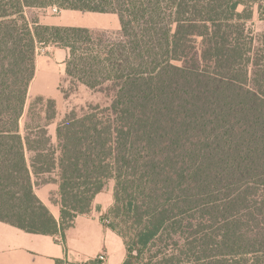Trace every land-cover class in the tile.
<instances>
[{
  "label": "trees",
  "instance_id": "obj_1",
  "mask_svg": "<svg viewBox=\"0 0 264 264\" xmlns=\"http://www.w3.org/2000/svg\"><path fill=\"white\" fill-rule=\"evenodd\" d=\"M241 5L0 0V222L64 243L113 181L104 226L121 238L123 264H264V35L247 29ZM48 7L113 14L120 30L27 16ZM49 46L67 52L72 89L111 95L108 107L68 112L55 143L53 99L36 97L20 131L36 52ZM50 182L59 224L34 192Z\"/></svg>",
  "mask_w": 264,
  "mask_h": 264
},
{
  "label": "crops",
  "instance_id": "obj_2",
  "mask_svg": "<svg viewBox=\"0 0 264 264\" xmlns=\"http://www.w3.org/2000/svg\"><path fill=\"white\" fill-rule=\"evenodd\" d=\"M241 6L238 7V12ZM49 8L51 7L31 9L30 11L36 14L41 25L50 27H79L108 31V22L114 23V18H117L113 14L83 13L70 10H60L59 14L55 16L50 14ZM80 14L83 17H80ZM58 50L65 52L66 59V51ZM46 75L48 73L43 71L37 73L36 71L30 87L34 82V86L36 89L38 88V94L52 95L53 91L48 92L49 85L47 86L45 81L50 75ZM52 86L53 84L50 85V89ZM49 135L55 143V132H49ZM52 178L56 180L55 176ZM58 190V185L55 182L34 187L37 198L59 224L61 214ZM101 194L94 198L88 214L80 215L75 219L73 226L65 233L64 243H62L59 234H30L0 222V264H74L95 259L99 254H104L106 257L103 264H123L126 257L124 244L118 235L104 226L103 216L111 206L113 197H110L109 204L103 205Z\"/></svg>",
  "mask_w": 264,
  "mask_h": 264
},
{
  "label": "rangeland",
  "instance_id": "obj_3",
  "mask_svg": "<svg viewBox=\"0 0 264 264\" xmlns=\"http://www.w3.org/2000/svg\"><path fill=\"white\" fill-rule=\"evenodd\" d=\"M242 2L244 5L241 6L239 12L241 13L244 9L247 10L246 13L248 15L246 16L248 17V20L246 21L247 29H249L252 32V34L255 37H257V39H259L260 36L264 35V0H242ZM54 8L55 7H51L48 9V11L50 12V14H54L56 16L57 14H59L60 10H57V8H55L56 11H54ZM27 16L30 19L37 18L36 14L30 10L27 12ZM80 17L83 16L81 15ZM114 19H115L114 23L111 21L108 22L109 29L107 30L113 35L114 34L116 35V33L119 32L120 26L117 18ZM256 47H259V44H256ZM65 55H66L65 52L63 51L60 52L58 49H55L54 47H50V46L42 47L37 50L36 59H35V73L36 71L37 73L39 71H43L46 74L48 73V75H50L49 78L45 79V81L47 83L46 85L47 86L49 85L48 92H51L52 90L53 94L52 95L38 94V88L36 89V86H34V82H33V86L29 87L26 105L24 109V115L20 121L21 133H23L24 123L26 121V116L28 114L30 104L38 96H43L46 98L53 99L56 103L57 116H56V121L52 123L48 128V131L50 133L55 132L57 127V122L62 120L64 116L71 110H75L78 114H81L84 111H86L87 108L90 106L108 107L110 105L111 95L105 91V88H101L97 90H89L84 86H77V88L74 90L71 88L68 82L63 81V79L65 78V62H64L66 60ZM51 84H53L52 89H50ZM60 88H62L63 91L68 93L67 99H64V96L60 92ZM113 186H114L113 181L108 182L106 188L102 192L101 203L103 205L109 204L110 197L111 196L113 197ZM112 203H113V198H112V202L110 203L111 206ZM107 212L104 214L103 218L106 217ZM108 223L109 220H106L105 224Z\"/></svg>",
  "mask_w": 264,
  "mask_h": 264
},
{
  "label": "built area",
  "instance_id": "obj_4",
  "mask_svg": "<svg viewBox=\"0 0 264 264\" xmlns=\"http://www.w3.org/2000/svg\"><path fill=\"white\" fill-rule=\"evenodd\" d=\"M54 11L55 8H54ZM105 255L104 254H99L95 259H89L86 261H81V262H76L74 264H103L105 261Z\"/></svg>",
  "mask_w": 264,
  "mask_h": 264
}]
</instances>
